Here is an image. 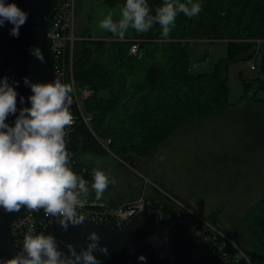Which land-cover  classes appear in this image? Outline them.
<instances>
[{"label": "trees", "instance_id": "obj_1", "mask_svg": "<svg viewBox=\"0 0 264 264\" xmlns=\"http://www.w3.org/2000/svg\"><path fill=\"white\" fill-rule=\"evenodd\" d=\"M101 1L120 8L125 3ZM194 2L201 4V12L192 18L179 14L167 39L161 36L158 24L141 35L135 31L133 39L142 38L138 55H130L133 39L126 37L120 40L111 34L101 40L87 35L79 41L75 78L80 87L92 92L84 101V110L92 117V130L111 143L108 147L101 144L77 112L70 134L75 174L91 181V169L82 160L85 155L114 153L146 159L183 128L211 119L234 125L237 137L232 148L242 163L264 164V113L253 107L258 105L264 111V98L258 97L264 91V54L259 56L264 45V0ZM147 3L154 15L163 0ZM192 40L226 41V56L209 72L200 71L191 62ZM249 62L254 63L252 70L257 74L247 80L240 73L244 97L250 101L239 108L230 101L229 71L236 63ZM171 206L166 210L173 215ZM207 219L222 231L220 240L234 258L244 260L240 250L251 264H264V197L236 219L233 228L220 221L218 211Z\"/></svg>", "mask_w": 264, "mask_h": 264}, {"label": "clouds", "instance_id": "obj_2", "mask_svg": "<svg viewBox=\"0 0 264 264\" xmlns=\"http://www.w3.org/2000/svg\"><path fill=\"white\" fill-rule=\"evenodd\" d=\"M201 10V4L194 0H163L152 15L147 0H125L118 20L114 21L112 12H108L98 24L120 40L129 29L146 33L158 24L161 36L167 39L179 14L192 18ZM27 16L15 3L0 0V27L11 23V36L19 37ZM31 53L45 63L39 48L31 49ZM24 83L33 93L28 97L31 107L20 109L15 125L9 126L5 121L17 112L18 93L7 77L0 79V208L7 213L19 212L22 206L29 211L42 209L45 216L61 217L59 223L67 231L69 224L75 226L85 221L77 208L86 205L89 196L88 181L69 167L70 154L65 142V129L74 120L70 111L73 88L59 79L52 83H31L25 77ZM20 102L24 103L23 97ZM91 176V190L99 201L115 180L98 169ZM87 239L91 243L86 249L77 254L68 245L71 255L65 256L53 236L36 233L33 225L24 236L23 252L0 264H100L93 254L100 237L92 232ZM99 251L108 255L106 247H100ZM138 260L146 261V257L139 256Z\"/></svg>", "mask_w": 264, "mask_h": 264}, {"label": "rangeland", "instance_id": "obj_3", "mask_svg": "<svg viewBox=\"0 0 264 264\" xmlns=\"http://www.w3.org/2000/svg\"><path fill=\"white\" fill-rule=\"evenodd\" d=\"M120 9L101 0H78L76 34L79 41L87 35L94 39H108L111 33L100 29L98 22L108 12H112L114 21L118 20ZM134 33L135 30L129 29L125 37L132 38ZM191 43V62L200 71L209 72L214 64L226 56V41L192 40ZM262 54L264 45L260 48L259 56ZM240 73L247 80L257 73L249 63H236L230 68V101L239 108H245L250 98L244 97L245 85ZM258 97L264 98V91H260ZM253 107L257 112L264 113L262 107ZM89 128L93 133L91 126ZM236 137L237 131L233 124L215 119L184 128L172 141L146 159L106 153L88 154L82 160L91 173L98 169L115 180V184H109L99 200L109 207L141 195L159 198L162 197L160 191H165L205 218L213 212L199 211L196 204L209 203L208 207H213V211L220 210V221L227 228H233L234 221L242 217L248 206L264 196V164L242 163L232 148ZM209 155L217 157L210 158ZM91 183L88 185L87 199L97 201Z\"/></svg>", "mask_w": 264, "mask_h": 264}, {"label": "water", "instance_id": "obj_4", "mask_svg": "<svg viewBox=\"0 0 264 264\" xmlns=\"http://www.w3.org/2000/svg\"><path fill=\"white\" fill-rule=\"evenodd\" d=\"M5 2L15 3L28 13L25 24L19 29L18 38L9 34L13 27L11 23L6 22L0 27V79L7 77L18 93L17 112L9 115L5 121L9 126H14L19 110L31 107L28 97L33 93L25 85L24 78L27 77L31 83H52L58 79L48 28L61 0ZM33 48L41 50L45 63L32 55ZM21 97L24 103L20 102ZM29 212L25 206L13 213L0 208V261L22 253L10 242V224ZM59 222L60 219L50 223L43 234L53 236L58 250L65 256L71 255L68 245L77 254L86 249L91 243L87 237L96 232L100 239L93 254L100 264H231L203 234L167 213L147 211L138 214L120 230L85 219L80 225L69 224L65 231ZM100 247H106L108 255L101 253ZM139 256L146 257V261L138 260Z\"/></svg>", "mask_w": 264, "mask_h": 264}, {"label": "built area", "instance_id": "obj_5", "mask_svg": "<svg viewBox=\"0 0 264 264\" xmlns=\"http://www.w3.org/2000/svg\"><path fill=\"white\" fill-rule=\"evenodd\" d=\"M76 18H77V0H61V5L57 10L54 18L50 21L48 28V36L51 43V50L55 62V70L58 79L63 84H70L73 88L72 99L73 103L70 111L73 115V124L66 127L65 142L67 151L70 154L69 167L74 172L76 156L70 150V134L75 125L78 115L84 119L90 126L91 115H87L84 110L83 102L88 99L92 92L88 88L79 86L74 73V61L77 51L79 38L76 34ZM142 33H138L141 35ZM141 37L133 39L130 47V55H138L140 49ZM251 69H255L254 63L250 62ZM93 131V130H92ZM94 135L99 139L100 143L108 147L111 139H100L93 131ZM87 170L83 169L82 173L87 174ZM90 184L89 178H84ZM162 195L159 198H148L141 195L135 200L126 201L114 207H109L100 201L88 200V203L82 208H77L78 215H83L85 219L95 223L102 224L106 227L120 230L123 229L129 221L136 215L147 212H162L168 213L167 206L171 204L174 218L189 225L194 230L203 234L208 241L218 250V252L231 264H251L249 259L239 250L240 255L244 258H234L233 253L226 248L225 242L220 240L224 237L222 231L218 229L207 218L203 217L192 207L186 205L175 196L165 191H160ZM61 219V217L45 216L42 209L30 211L25 217L20 220L13 221L10 224V242L20 252H23V239L30 227L35 226L36 233H43L44 229L52 222ZM236 249L237 247L233 245Z\"/></svg>", "mask_w": 264, "mask_h": 264}, {"label": "crops", "instance_id": "obj_6", "mask_svg": "<svg viewBox=\"0 0 264 264\" xmlns=\"http://www.w3.org/2000/svg\"><path fill=\"white\" fill-rule=\"evenodd\" d=\"M77 9H78V0H77ZM126 38H128V39H133L134 38V36L132 37V38H129L128 36H126ZM212 120H215V119H211V120H208V121H212ZM219 121V120H218ZM207 121H205V122H203V123H206ZM220 122H223V121H220ZM199 124H201V123H199ZM199 124H195V125H193V126H196V125H199ZM190 127H192V126H190ZM184 129V128H183ZM182 129V130H183ZM180 133V132H179ZM178 136V135H177ZM172 141V140H171ZM210 156V158H212V157H214V158H216L217 156H215V155H209ZM264 197V196H263ZM137 199V198H136ZM131 200H135V199H131ZM131 200H124V201H122V202H126V201H131ZM121 202V203H122ZM209 206V203H204L203 205L202 204H196V208H197V210H199V211H206V212H208V211H210V212H215V211H213L212 209H213V207H208ZM248 207H250V206H248ZM247 207V208H248ZM212 210V211H211ZM216 211H220V210H216Z\"/></svg>", "mask_w": 264, "mask_h": 264}]
</instances>
